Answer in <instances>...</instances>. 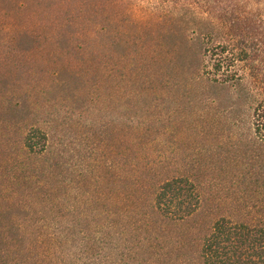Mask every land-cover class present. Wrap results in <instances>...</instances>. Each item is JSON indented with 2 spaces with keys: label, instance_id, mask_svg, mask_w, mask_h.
Instances as JSON below:
<instances>
[{
  "label": "rangeland",
  "instance_id": "obj_1",
  "mask_svg": "<svg viewBox=\"0 0 264 264\" xmlns=\"http://www.w3.org/2000/svg\"><path fill=\"white\" fill-rule=\"evenodd\" d=\"M132 2L0 0V264L45 260L49 231L69 264H198L217 219L264 224V41L246 86L210 81L186 26ZM215 5L264 17V0ZM173 177L198 195L181 220L151 205Z\"/></svg>",
  "mask_w": 264,
  "mask_h": 264
},
{
  "label": "trees",
  "instance_id": "obj_2",
  "mask_svg": "<svg viewBox=\"0 0 264 264\" xmlns=\"http://www.w3.org/2000/svg\"><path fill=\"white\" fill-rule=\"evenodd\" d=\"M220 2L228 5L230 0H156L157 8L152 9V14L159 13L166 20H175L186 26L185 37L193 47H199L201 73L207 79L231 87L244 86L246 73L240 67L248 60L256 61L249 53V47L256 46L255 41L262 43L264 35L253 34L252 28L257 22L264 23V17L250 15L251 23L247 27L241 26L243 16L234 21L215 5ZM10 3L17 9L24 6L23 3ZM0 13L9 15L1 7ZM254 71L255 74H248L252 85L258 82L259 68L255 67ZM251 122L254 134L264 139V105L261 103L252 109ZM197 204L194 184L187 178L173 177L160 182L151 205L162 218L181 220L189 216ZM34 236L37 247L42 248L45 242L48 246L52 244V248L44 251L46 259H36L34 264H69L71 252L54 250L57 236L53 232L49 231L46 238L39 234ZM200 245L198 264H264V224L235 222L221 217L211 225ZM125 257L120 254L118 261H124Z\"/></svg>",
  "mask_w": 264,
  "mask_h": 264
},
{
  "label": "clouds",
  "instance_id": "obj_3",
  "mask_svg": "<svg viewBox=\"0 0 264 264\" xmlns=\"http://www.w3.org/2000/svg\"><path fill=\"white\" fill-rule=\"evenodd\" d=\"M157 8L156 0H133L130 13L134 18L146 19L149 17V11Z\"/></svg>",
  "mask_w": 264,
  "mask_h": 264
}]
</instances>
